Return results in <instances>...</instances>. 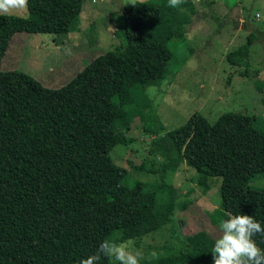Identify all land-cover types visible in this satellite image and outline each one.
I'll list each match as a JSON object with an SVG mask.
<instances>
[{
    "label": "trees",
    "instance_id": "trees-1",
    "mask_svg": "<svg viewBox=\"0 0 264 264\" xmlns=\"http://www.w3.org/2000/svg\"><path fill=\"white\" fill-rule=\"evenodd\" d=\"M83 2L28 0V15L0 14V65L13 33L75 30L71 23L80 17ZM165 6L142 0L123 4L124 43L93 57L57 88L0 67V264H80L104 239L141 240L175 224L176 205L186 208L175 202L168 183L158 187L161 204L144 183L124 184L125 170L110 157L116 144L130 142L132 120L143 119L135 103L138 90L160 84L166 75L171 54L166 41L177 32ZM181 20L186 16L177 20L179 27ZM252 40L249 33L227 54L228 61L246 66ZM143 127L153 135L160 132ZM151 152L165 161L137 169L163 176L185 162L197 171L204 192L211 177H221L216 216L251 215L264 227V186L249 184L264 172V126L254 116L228 111L211 123L193 113L154 137ZM180 239L181 248L164 251L163 246L156 258L140 264H213L214 236L198 230ZM254 239L264 250V237ZM99 264L111 261L102 257Z\"/></svg>",
    "mask_w": 264,
    "mask_h": 264
},
{
    "label": "rangeland",
    "instance_id": "rangeland-1",
    "mask_svg": "<svg viewBox=\"0 0 264 264\" xmlns=\"http://www.w3.org/2000/svg\"><path fill=\"white\" fill-rule=\"evenodd\" d=\"M133 1L84 0L82 9L91 5L93 12L73 21L75 30L13 33L0 67L30 73L43 85L57 88L93 57L124 43L120 9ZM142 1L168 4V0ZM164 12L170 18L168 22H175L172 27L177 32L166 41L171 53L166 75L160 84L138 90L135 103L143 119L137 116L132 120L127 132L129 143H118L110 151L111 159L125 170L124 184L144 183L154 189L161 204L164 196L158 187L168 183L175 189V202L186 203L184 209L175 206V224L166 223L141 240H130V249L139 250L141 260L151 259V253L162 252L163 246L164 251L181 248L180 237L198 230H206L216 238L220 221L215 209L222 199L221 177H211L210 189L204 192L197 171L185 162L173 171H164L163 176L161 171L137 169L152 163L158 168L165 161L164 156L151 152L152 139L179 127L193 113H201L213 123L224 112L238 111L254 116L264 126V0H184L179 8L165 6ZM8 14L26 16L28 9ZM184 15L185 22L181 20L183 24L177 26ZM249 33L253 40L246 66L232 64L227 54L244 44ZM143 126L152 131L158 127L160 132L153 135ZM249 184L263 187L264 172L257 173Z\"/></svg>",
    "mask_w": 264,
    "mask_h": 264
},
{
    "label": "clouds",
    "instance_id": "clouds-1",
    "mask_svg": "<svg viewBox=\"0 0 264 264\" xmlns=\"http://www.w3.org/2000/svg\"><path fill=\"white\" fill-rule=\"evenodd\" d=\"M28 0H0V14L23 10ZM184 0H168L167 6L179 8ZM264 237V227L251 215H230L218 224V235L214 240L211 253L213 264H264V250L258 247L254 237ZM132 241L116 242L104 239L96 252L80 261V264H99L102 257L111 264H140L143 258L139 250L130 249ZM153 258L157 253H151Z\"/></svg>",
    "mask_w": 264,
    "mask_h": 264
},
{
    "label": "crops",
    "instance_id": "crops-1",
    "mask_svg": "<svg viewBox=\"0 0 264 264\" xmlns=\"http://www.w3.org/2000/svg\"><path fill=\"white\" fill-rule=\"evenodd\" d=\"M91 2H94V1H91ZM122 6H123V5H122ZM120 10H122V7H121ZM92 12H93V8H92L91 5L85 6L84 10H83V9L81 10V13H80V16H81V17H80V18L83 19L84 13H85L87 16H90V15L92 14ZM77 32H79V31H77Z\"/></svg>",
    "mask_w": 264,
    "mask_h": 264
},
{
    "label": "built area",
    "instance_id": "built-area-1",
    "mask_svg": "<svg viewBox=\"0 0 264 264\" xmlns=\"http://www.w3.org/2000/svg\"><path fill=\"white\" fill-rule=\"evenodd\" d=\"M258 16H259V15H258V14H256V17H257V18H258Z\"/></svg>",
    "mask_w": 264,
    "mask_h": 264
}]
</instances>
